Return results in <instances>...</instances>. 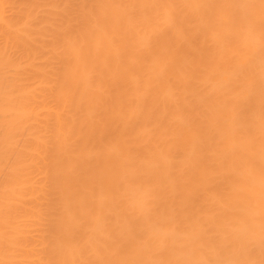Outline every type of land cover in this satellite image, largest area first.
<instances>
[{
	"label": "bare ground",
	"instance_id": "obj_1",
	"mask_svg": "<svg viewBox=\"0 0 264 264\" xmlns=\"http://www.w3.org/2000/svg\"><path fill=\"white\" fill-rule=\"evenodd\" d=\"M0 264H264V0H0Z\"/></svg>",
	"mask_w": 264,
	"mask_h": 264
}]
</instances>
